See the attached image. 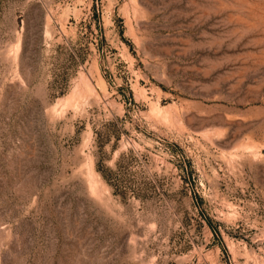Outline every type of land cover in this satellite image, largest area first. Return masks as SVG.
<instances>
[{
	"label": "rangeland",
	"instance_id": "obj_1",
	"mask_svg": "<svg viewBox=\"0 0 264 264\" xmlns=\"http://www.w3.org/2000/svg\"><path fill=\"white\" fill-rule=\"evenodd\" d=\"M0 264H264V0H0Z\"/></svg>",
	"mask_w": 264,
	"mask_h": 264
}]
</instances>
